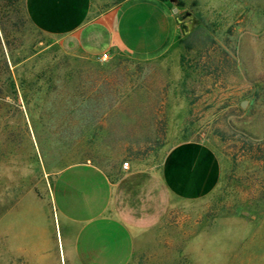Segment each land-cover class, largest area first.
Segmentation results:
<instances>
[{"label":"rangeland","instance_id":"obj_1","mask_svg":"<svg viewBox=\"0 0 264 264\" xmlns=\"http://www.w3.org/2000/svg\"><path fill=\"white\" fill-rule=\"evenodd\" d=\"M142 1L171 17L165 45L102 61L38 30L26 0H0V264H77L51 202L61 168H154L183 141L214 151L218 186L175 204L129 264H264V0H90V12Z\"/></svg>","mask_w":264,"mask_h":264},{"label":"crops","instance_id":"obj_2","mask_svg":"<svg viewBox=\"0 0 264 264\" xmlns=\"http://www.w3.org/2000/svg\"><path fill=\"white\" fill-rule=\"evenodd\" d=\"M33 25L70 40L91 54L118 47L145 56L165 45L173 21L151 2L123 7L107 19L90 12V0H26ZM221 175L219 160L196 141L172 144L154 168L135 164L107 174L88 162L61 168L51 185V202L72 228L77 264H129L137 238L159 226L175 204L210 196Z\"/></svg>","mask_w":264,"mask_h":264},{"label":"built area","instance_id":"obj_3","mask_svg":"<svg viewBox=\"0 0 264 264\" xmlns=\"http://www.w3.org/2000/svg\"><path fill=\"white\" fill-rule=\"evenodd\" d=\"M100 59L102 60V61H105L106 59H107V54H102L101 56H100ZM129 163L128 162H123V164H122V166H121V169L122 170H124V171H126L128 168H129Z\"/></svg>","mask_w":264,"mask_h":264},{"label":"water","instance_id":"obj_4","mask_svg":"<svg viewBox=\"0 0 264 264\" xmlns=\"http://www.w3.org/2000/svg\"><path fill=\"white\" fill-rule=\"evenodd\" d=\"M173 12L176 13L177 10L174 9ZM185 17H186V16H179V17H178V21H182L183 19H185ZM241 107L244 108V107H245V104H242Z\"/></svg>","mask_w":264,"mask_h":264}]
</instances>
